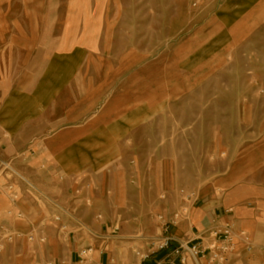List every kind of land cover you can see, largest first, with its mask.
Wrapping results in <instances>:
<instances>
[{"label":"rangeland","instance_id":"374dc122","mask_svg":"<svg viewBox=\"0 0 264 264\" xmlns=\"http://www.w3.org/2000/svg\"><path fill=\"white\" fill-rule=\"evenodd\" d=\"M68 1L0 0V54L18 33L57 34ZM73 1L82 27L97 15L101 32H115L117 48L146 55L147 117L132 121L125 151L84 152L73 179L54 182L30 161L0 166V193L8 199L11 185L19 195L13 226L38 227L46 238L6 245L0 264H63L74 240L92 248L75 264L136 263L134 252L161 236L156 217L183 204L179 191L217 190L227 149L264 128V0ZM0 68V78L17 75L10 62ZM95 159L100 166L89 167ZM28 202L34 215L24 209Z\"/></svg>","mask_w":264,"mask_h":264},{"label":"crops","instance_id":"0c3cea01","mask_svg":"<svg viewBox=\"0 0 264 264\" xmlns=\"http://www.w3.org/2000/svg\"><path fill=\"white\" fill-rule=\"evenodd\" d=\"M67 4L69 15L57 34L18 33L0 54V66L10 62L17 73L0 78V166L41 164L37 170L49 169L54 182L75 178L85 166L84 152L125 151L132 121L148 113L146 55L117 48L115 32H101L97 15L82 27L74 10L79 5L73 0ZM242 139L227 149L230 161L217 190L199 194L169 234L187 240L205 231L212 219L232 220L252 245L250 253L242 252V259L264 264V128H254ZM88 165L100 166L97 159ZM15 203L0 193V215L11 226L5 212L13 211ZM24 209L34 215V202ZM50 248L57 252L55 245ZM78 249L76 241H70L63 264H75ZM166 255L155 253L145 264H171L173 258Z\"/></svg>","mask_w":264,"mask_h":264},{"label":"built area","instance_id":"2783aa9c","mask_svg":"<svg viewBox=\"0 0 264 264\" xmlns=\"http://www.w3.org/2000/svg\"><path fill=\"white\" fill-rule=\"evenodd\" d=\"M2 166L6 168L8 164ZM6 189L8 200L15 203L19 199L18 193L13 190L11 185H8ZM179 193L183 204L169 215L156 217L160 222L161 236L150 238L145 245L146 249H137L134 252V256L138 260L134 264H145L152 255L160 251L167 252L166 256L173 258L171 264H189V261L199 264L201 260L208 264H248L241 255L242 252H251V242L246 231L238 228L232 220L219 222L217 219H212L210 226L205 231L187 240L178 239L169 234L172 228H176L179 222L186 218L189 207L196 201L194 191L180 190ZM5 216L11 218L13 212L8 210L5 212ZM16 216L21 217V213H17ZM55 220L58 221L59 217H55ZM66 228L65 224L60 227L61 230H66ZM23 238L33 243H44L46 239L42 229L36 227L23 232L6 223L3 216L0 215V251L6 245ZM91 252L90 246L78 249L79 263ZM46 264H51V262Z\"/></svg>","mask_w":264,"mask_h":264}]
</instances>
